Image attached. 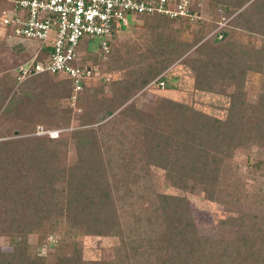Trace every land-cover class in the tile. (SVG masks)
<instances>
[{"label":"trees","instance_id":"1","mask_svg":"<svg viewBox=\"0 0 264 264\" xmlns=\"http://www.w3.org/2000/svg\"><path fill=\"white\" fill-rule=\"evenodd\" d=\"M208 1L211 6L224 5L229 18L209 39H203L206 32L198 29L191 42L185 43L178 38L181 31L176 34L170 28L171 22L180 20L157 15L142 18L168 34L162 36L167 42L160 61L144 77L132 76L122 91H114L98 105L89 96L81 122L86 127L69 131L67 139L14 132V137L0 140V236L7 237L11 246L8 252L0 250V264H264V188L254 198L261 204L258 211L237 209L221 221L233 228L231 238L202 237L196 232L186 197L156 193L147 172L150 164L158 166L171 187L198 190L214 200L221 166L234 148L254 146L259 156L254 163L264 166V92L256 93L251 104L245 100L244 88L247 73L264 72V43L247 48L239 38L264 35V0ZM6 6V0H0V10ZM215 24L216 20L203 27L210 32ZM194 45L192 52L203 57L187 63L194 72L195 88L216 92L217 82L233 85L223 118L165 97L150 113L132 103L121 106L131 97V90L142 89ZM90 58L96 61L95 56ZM5 76L0 80V107L19 85L15 77ZM29 77H43L37 89L50 83L58 89L48 99L51 105L44 103L40 109L37 102L31 105L35 115L24 107L28 118L19 117L27 122L25 127L30 126L25 130L32 132V118L41 113L51 118L39 121L45 128L66 127L69 110L60 115L54 107L58 98L69 97L70 81H51L54 76L46 73ZM85 87L75 102L86 94ZM113 124L125 131L109 132ZM69 141L76 155L64 167L61 157ZM142 196L147 198L145 204L137 201L144 200ZM32 233L38 240L59 235L51 255L36 254V245L26 240ZM73 235L116 236L113 258L82 260Z\"/></svg>","mask_w":264,"mask_h":264},{"label":"rangeland","instance_id":"2","mask_svg":"<svg viewBox=\"0 0 264 264\" xmlns=\"http://www.w3.org/2000/svg\"><path fill=\"white\" fill-rule=\"evenodd\" d=\"M198 3L196 18L170 23V28L175 33L176 30L181 31L178 33V38L185 43L191 42L192 33L198 29L206 32L203 39L210 37L216 30L224 27L229 19L224 15V5L215 3L211 6L208 0H198ZM214 20H216L215 29H211L210 32L209 30L206 31L203 27L204 23L210 25ZM148 23V19L130 18L129 25L116 35L115 42L110 47V52L95 61L98 63L99 71L86 82V94L84 96L81 94L82 96L78 97V100L73 103L66 97L56 100L54 111L61 115L65 110H69L66 112V116L69 118L66 127L57 123L58 126L56 127L45 128L43 123L39 121L43 122L44 120H51V118L45 117L46 114L41 113L40 116L32 118L35 121L32 132L25 130L26 127L30 126L25 127L27 122L21 120L22 116L19 117V114L23 116L25 114L24 117L28 118L24 107H28V112L31 113L32 111V114L35 115L33 110H30L31 105L37 102L38 109L44 103L51 105L48 99L57 93L58 86L52 83L50 85L44 83L45 85L42 84L39 89L35 88L43 82L39 80L43 77L35 79L28 77L22 80L21 83L19 82V85L14 87L16 92L13 95H8V100L3 102L0 107V140L14 137L11 135L14 132H23L22 136L48 137L45 134H35L37 127L60 129L61 132L51 139H67L69 131L86 127L87 125L82 126L81 122L89 105V96L93 97V102L98 105L99 102L111 98L114 91H122L124 85L132 79V76L144 77L149 72V67H153L156 62L160 61V54L163 53V49L166 47L164 43L167 42L162 36L168 34L167 32H161L158 27L153 28V25ZM230 36H234L233 32H230ZM239 38L242 39L247 48H257L264 43V35H239ZM35 47V42L0 33V80H4L5 75L15 77L17 66L31 56ZM195 47L196 45L184 51L179 58H175L171 64L142 89L131 90V97L121 106L132 103L141 112L150 113L157 108L159 99L165 97L185 103L204 113L223 118L225 116L224 108L227 105V94L233 90V85L228 81H220L214 84L216 92L196 89L194 86V72L187 66L188 62L191 63L195 59L200 60L203 58L192 52ZM151 51H154L153 55L150 54ZM50 79L54 81L61 78L54 76ZM159 80H162L163 88L158 86L157 82ZM244 88L245 100L253 104L256 101V93L264 92V72L247 73ZM24 101L25 103L27 101V103L23 104ZM62 110L63 112H61ZM97 115L101 117L100 114ZM111 129L109 131L111 133H123L125 131L118 124H113ZM64 152L61 157V164L67 167L76 155L71 141L67 142V149ZM258 157L254 146L234 148L232 156L224 159L221 166L214 192V200L207 199L198 190L184 192L171 187L163 177V170L158 166L150 164L147 167V172L152 189L156 193L184 195L186 197L191 218L199 236L228 239L233 235V228L221 221L228 215H234L237 209L258 211L257 207L261 205L254 199L259 191L264 188V166L258 168L254 163ZM59 186L62 187V183ZM248 197L250 198L247 199ZM143 199H137L139 204H145L147 198L143 197ZM57 208L61 209V205H58ZM71 239L80 246L82 260H110L113 258L112 247L118 242L116 236L73 235ZM26 240L28 244L36 245L35 252L37 255L48 256L52 254L55 245L58 244L59 235L50 234L38 240L37 235L32 233L26 236ZM10 249L8 238L1 235L0 250L8 252Z\"/></svg>","mask_w":264,"mask_h":264},{"label":"built area","instance_id":"3","mask_svg":"<svg viewBox=\"0 0 264 264\" xmlns=\"http://www.w3.org/2000/svg\"><path fill=\"white\" fill-rule=\"evenodd\" d=\"M0 10V33L35 42L31 56L14 74L21 82L36 74H50L70 81L71 103L94 77L98 63L90 57L110 52L113 34L129 25V19L163 16L191 20L198 0H6ZM43 54L37 59L38 54ZM163 88L162 80L157 82ZM60 129L37 127L35 134L56 137Z\"/></svg>","mask_w":264,"mask_h":264}]
</instances>
